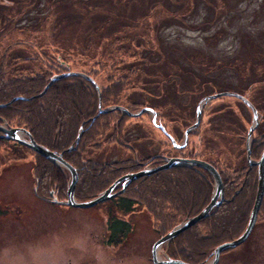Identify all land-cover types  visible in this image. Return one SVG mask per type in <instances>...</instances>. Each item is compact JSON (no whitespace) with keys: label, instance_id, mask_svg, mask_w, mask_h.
Segmentation results:
<instances>
[{"label":"rangeland","instance_id":"rangeland-1","mask_svg":"<svg viewBox=\"0 0 264 264\" xmlns=\"http://www.w3.org/2000/svg\"><path fill=\"white\" fill-rule=\"evenodd\" d=\"M239 1L221 5L226 15L205 29L199 25L207 12L203 6L194 9V14L175 18L177 5L153 6L151 0H113L114 4L109 0H0V68L6 71L5 78L42 73L52 78L60 73L63 55L68 72H85L99 84L104 109L119 105L133 112L142 110L141 105L155 108L158 122L178 142L195 123L202 98L221 91L237 92L259 109L257 137L264 133V0ZM52 9L64 11V22L59 21L61 11L52 15L54 20L41 19ZM94 15L99 24L114 16L116 26L109 29L119 32V38H105L98 44L96 33L88 31L98 25L91 18ZM210 33L215 35L206 40ZM64 43L67 53L60 49ZM202 112L188 146L178 150L153 124L152 114L130 117L112 112L107 127L101 121L95 129L93 146L99 148H90L85 160L99 164L145 159L137 160V170H141L147 166L141 163L149 160L156 167L167 157L197 153L204 158L214 156L225 172V163L233 170L246 167L245 136L254 123L252 110L239 99L224 96L210 101ZM1 144L0 264H154L152 247L165 234L147 202L129 213L118 209L114 198L90 208L55 204L50 195L38 194L37 154L11 140H1ZM68 187L62 200L67 199ZM213 189L214 185L211 197ZM262 205L249 238L222 253L218 264H264ZM113 216L129 220L132 227L117 244L107 240ZM184 220L183 216L177 219L175 227ZM204 232L200 227L198 236L204 237ZM188 236L194 238L189 234L184 239ZM164 253L161 249L163 259ZM199 258L205 264L213 259L211 255Z\"/></svg>","mask_w":264,"mask_h":264},{"label":"trees","instance_id":"trees-1","mask_svg":"<svg viewBox=\"0 0 264 264\" xmlns=\"http://www.w3.org/2000/svg\"><path fill=\"white\" fill-rule=\"evenodd\" d=\"M55 1L58 3V0ZM109 1L114 4L113 0ZM151 1L153 6H166L168 3L177 5L178 12L172 10L175 18H180L189 13L194 14V9L203 6L207 12L199 25L204 26L206 29L212 23L211 27L220 22V19L226 15L227 11L221 9L223 5L224 7H228L231 4L235 5L239 0ZM60 11L61 17L59 21L64 22L62 21L64 17L62 9L59 11L52 9L41 19L48 20L53 14L57 13L59 15ZM213 12H217L216 18H212ZM145 15L147 14L142 16ZM94 17L97 16L94 15L91 18L93 19ZM115 21L116 18L114 16H110L102 24H99L96 20L98 25L89 27L88 31L96 33L95 36L99 38L98 44H101L103 42L102 39L105 38L117 40L119 32L109 29L112 25L116 26V24H113ZM104 28L106 30L101 37L99 34ZM218 32L215 31V34H218ZM215 34L212 35L210 33L205 39H212ZM254 44V47L258 46L256 42ZM61 48L64 53L69 51L66 43L62 44ZM144 52L145 50L142 51V53ZM142 53L140 57L144 60ZM61 57L59 74L69 70V63L63 59V55ZM258 57L255 56V60ZM5 74L6 71L4 72V69L0 68V105H6L5 107H0V122L26 129L31 132L34 140L40 145L46 146L53 152L62 153L64 159L70 162L79 173V180L75 190L77 199L85 201L98 196L100 192L109 188L123 174L137 170L140 167L138 166L140 163H137V160L145 161V159L134 158L136 162L135 160H123L119 163L115 162L117 164L112 162L98 164L91 161V159L85 160L90 148H99L98 145L93 146V143L96 142L95 129L98 124L102 121V127L106 128L110 123L108 120L109 118L111 119L112 112L120 114L119 111H110L108 113H100L97 117L99 112L98 93L94 84L85 77L76 75L63 77L55 81L44 95L38 97L50 82L51 75L42 73L36 76H19L12 79L10 77L5 78ZM17 97L22 98L11 102ZM116 99L117 97L114 98L115 103L118 102ZM81 127L84 129V133L81 135V140L77 142L76 138L80 133ZM255 139L251 155L254 159H258L264 149V133L259 134ZM1 140L8 141L9 139L0 133ZM71 147L73 149L69 150ZM36 154L38 161L34 168V175H36V186L39 196H49L51 190L54 189L56 195L59 198H63L66 194L67 183L71 178V174L58 164L52 163L43 155ZM200 156L197 153H193L187 157L202 158L218 168L223 178L225 199L220 207L214 208L208 218L201 220L191 229L182 232L172 243V247L178 245V247H174L173 254L191 264H200V261L204 259L201 260L199 255L205 256V258L209 255L212 256L218 245L237 239L242 235L249 223L248 220L256 201L255 197L258 190L257 168L249 166L247 157L245 158V162L247 160L246 167L241 169L236 168L233 170L228 163L224 162L226 170L229 171L225 172V169L222 171V168L215 163L214 156L210 155L206 158ZM150 161L152 160L148 162ZM218 161L222 162V159L218 158ZM150 164L154 165L156 163ZM213 185L214 179L211 178V175L206 170L193 166H178V168L161 170L153 175L137 179L122 196L114 199L116 200L114 203L123 213H129L134 211L139 204L142 205V203L147 202L148 206L151 207L149 209L150 213L154 215L157 221H160L161 229L164 231L163 234H166L175 228L177 219H181L182 216L184 220L200 214L203 208L210 203V193ZM262 208L263 205L260 207L258 218ZM200 227L205 230L204 237L198 236ZM108 228V240L109 243L113 244L121 243L132 230L131 223L128 220L116 216L109 219ZM189 234H194V238L188 236V241L184 237Z\"/></svg>","mask_w":264,"mask_h":264},{"label":"water","instance_id":"water-1","mask_svg":"<svg viewBox=\"0 0 264 264\" xmlns=\"http://www.w3.org/2000/svg\"><path fill=\"white\" fill-rule=\"evenodd\" d=\"M80 76V77H85L86 79H88L90 82H92L96 88V91L98 93L99 96V101H98V105H99V112L97 114V117L100 113H108L110 111H122L125 114L129 115V116H141L142 113L144 112H150L151 114H153L154 119L153 121L156 123V118H157V113L155 112L154 109L151 108H142V110L138 111V112H130L127 108L119 105V106H113L110 107L108 109H104L103 106L101 105L102 103V93L100 91V86L97 82H95L93 80V78L91 76H89L88 74H86L85 72H65L56 76H53L50 80V82L48 83V85L45 87V89L40 93V95H38V97L44 95L48 89L51 87V85L59 80L62 79L63 77H68V76ZM221 96H229V97H235L237 99H240L242 101H244L247 106L252 109L253 111V121L254 124L253 126L249 129V134H248V138H247V155H248V161L251 165H255L258 166V191H257V195H256V201L254 203V206L252 208V212L250 215V218L248 220L249 224L247 226V228L245 229V231L242 233L241 236L238 237V239H235L233 241H227L226 243L220 244L216 247L215 251L213 252V259L207 263V264H218L219 260H220V255L227 251L228 249H234L237 248L240 244L244 243L250 236V233L252 232L253 228L255 227V225L257 224V218L259 215V209L263 203V197H264V151L262 152V156L259 160H257V162L253 161L252 159V155H251V149H252V143H251V138L253 135V131L255 130L256 126L260 123L259 120V111L258 109L252 104V102L246 98L244 95H240L236 92H220L217 94H210L209 96H206L204 98L201 99V101L199 102L198 106H197V116H196V121L195 123L188 127V129L185 131L184 135V141L182 143H178L176 142V140L174 139V137L172 135H170L169 133H167V131L165 130V128L162 125H158V127H160V129L165 133V135L169 136V138L172 140V143L174 145V147L178 148H183L186 147L187 143H188V137H189V133L192 130H195L199 127L200 125V121H201V117H202V109L204 108L205 105H207L208 103H210V101H212L213 99H217L220 98ZM19 98L22 97H17L14 100H12L11 102H14L16 100H18ZM10 102V103H11ZM6 105H0V107H5ZM96 117V118H97ZM83 128L81 127L80 133L78 135L77 142L80 141V137L83 134ZM0 132L3 134L4 137H6L7 139L13 140L14 142H18L21 143L23 145H25L27 148L32 149L33 151H35L36 153L40 154L41 156L43 155L45 158H47L48 160H50L52 163H56L59 166L63 167L65 170L67 169V171L71 174V180L69 183V187L67 189V199L66 200H59L57 197L54 199V202L56 203H60V204H64V205H69L72 207H76V208H90V206H94L97 205L101 202L107 201L112 199V197L123 193L130 184H132L134 182V180L139 179L141 177H144L145 175H152L158 171L161 170H167L168 168H173V167H178V166H193V167H198V168H203L205 170H207L212 178L214 179V192L211 198V202L207 205L206 208L203 209V211L196 215V216H192V218H189L183 222H181V224H179V226L175 227L173 230H171L168 234L160 237V239L154 244L153 246V260L155 262V264H189L187 262H185L183 259H175V258H170L168 255H165V258H161L160 257V248L163 244L170 242V240L175 239L178 235L181 234V232L188 230L189 228H192V226H194L195 224H197L198 222H200L201 220L209 217L211 215V212L214 210V208H217L219 206H221V204L224 202V184H223V179L221 178V175L219 173V171L217 170L216 167H214L213 165H211L210 163L204 161V160H198L195 158H181V157H167L165 158V163L159 166H156L155 168H151V167H146L144 170L138 171V172H134L131 174H126L124 176H122V178H120L118 181H116L113 185H111V187L107 190H105L104 192L101 193L100 196L95 197L93 199H89L88 201H80L77 200V197L75 196V190L77 187V182L79 180V173L76 170V168L70 163L68 162L66 159L63 158V154L62 153H57V152H53L51 151L49 148H47L44 145H40L37 141L34 140L33 135L31 134V132H29L28 130L24 129V128H17V127H13L10 126L8 123L4 124V123H0ZM73 148L71 147L69 150H72ZM123 182V188L120 191L114 192V189L117 187V185ZM53 195V193L51 194Z\"/></svg>","mask_w":264,"mask_h":264},{"label":"flooded vegetation","instance_id":"flooded-vegetation-1","mask_svg":"<svg viewBox=\"0 0 264 264\" xmlns=\"http://www.w3.org/2000/svg\"><path fill=\"white\" fill-rule=\"evenodd\" d=\"M120 186H121V185H120ZM120 186H118L116 190H120V189H119ZM107 240H108V239H107ZM168 248H169V249H168V253L170 254V256L177 257V256H175V255L173 254V250H174L175 248L172 247L171 244H170V246H169ZM52 264H58V263H52ZM70 264H71V263H70Z\"/></svg>","mask_w":264,"mask_h":264},{"label":"bare ground","instance_id":"bare-ground-1","mask_svg":"<svg viewBox=\"0 0 264 264\" xmlns=\"http://www.w3.org/2000/svg\"><path fill=\"white\" fill-rule=\"evenodd\" d=\"M206 207H207V206H205L204 208H206ZM204 208H203V209H204ZM202 211H203V210H202ZM202 211H201V212H202ZM201 212H200V213H201Z\"/></svg>","mask_w":264,"mask_h":264}]
</instances>
